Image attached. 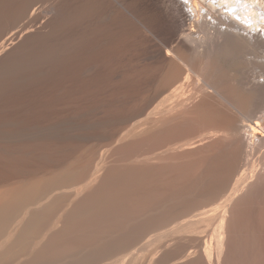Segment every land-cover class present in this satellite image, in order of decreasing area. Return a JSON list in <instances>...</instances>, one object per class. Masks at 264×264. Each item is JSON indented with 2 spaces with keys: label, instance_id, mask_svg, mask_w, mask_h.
<instances>
[{
  "label": "bare ground",
  "instance_id": "bare-ground-1",
  "mask_svg": "<svg viewBox=\"0 0 264 264\" xmlns=\"http://www.w3.org/2000/svg\"><path fill=\"white\" fill-rule=\"evenodd\" d=\"M0 264H264V0H0Z\"/></svg>",
  "mask_w": 264,
  "mask_h": 264
},
{
  "label": "rangeland",
  "instance_id": "rangeland-1",
  "mask_svg": "<svg viewBox=\"0 0 264 264\" xmlns=\"http://www.w3.org/2000/svg\"><path fill=\"white\" fill-rule=\"evenodd\" d=\"M212 4H213V3H212ZM214 5H215V4H214ZM197 8L199 9L200 7H197ZM219 10H220V9H219ZM219 10H218V11H219ZM200 14H204V12L200 11ZM233 19H234V18H233Z\"/></svg>",
  "mask_w": 264,
  "mask_h": 264
}]
</instances>
